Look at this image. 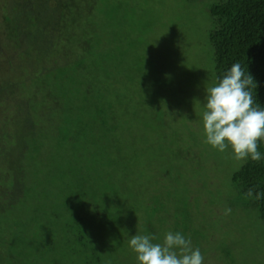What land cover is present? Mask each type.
Masks as SVG:
<instances>
[{
	"label": "rangeland",
	"instance_id": "obj_1",
	"mask_svg": "<svg viewBox=\"0 0 264 264\" xmlns=\"http://www.w3.org/2000/svg\"><path fill=\"white\" fill-rule=\"evenodd\" d=\"M220 1L119 0L118 12L114 13L116 28L101 29L99 19L98 28L78 30L77 38L88 41V47L96 51L68 47L76 54L72 52L71 58L66 56L62 40L57 41L58 49L54 47L58 32L50 8H42L47 13L45 17L41 13V17L34 18L41 10L37 11L36 0H0V88L3 86V91H9L7 88L12 83L18 91L11 100H6V96L0 98V174L15 176L20 184L7 190L0 186V194L5 193L4 197L9 198L11 193L19 194L20 188L23 194L26 185L39 186L42 191L40 195L38 190V198L27 199L12 214L7 213L10 207L0 214L5 257L18 248L16 234L9 228L13 216L29 218L37 205L42 214L37 215L40 225L49 227L50 216L62 212L59 205L64 196L49 182L46 170L52 164L76 165L80 156L68 148L67 140L58 151L57 133L63 108L54 107L50 102L45 111L41 99L46 89L61 94L62 90L51 87L53 76L57 75L58 68L67 67L83 56L84 68L91 71L86 81L91 82L88 85L95 91L84 95L88 101L96 102L92 94L99 89V94H104L102 100L112 103L115 88L121 87L122 105L116 109L118 132L121 145L129 151L131 164L130 181L125 179V182L134 197L130 203L135 200L141 208L129 225L122 217L130 208L120 205L127 194L125 197L124 193L109 194L110 199L104 203L96 201L91 205H85L83 200L78 204L79 214L84 218L79 222L83 230L70 233L71 240L79 239L82 234L78 245L72 243L70 250L60 246L64 250L61 252H45L50 243L46 235L49 229L46 234L33 237L40 249L33 250L38 264H84L87 257L92 258L93 264H138L128 241L135 233L143 234L142 205L151 207L147 199L154 190L165 195L163 209L171 212L172 219L182 215L185 223L180 233L191 239L194 249H200L204 264H264V223L255 207L239 200L232 183L233 173L245 161L234 160L231 148L221 153L204 143L205 89L215 83L212 48L207 36L211 28L209 10ZM26 2L33 3L35 8L27 9L29 5L23 4ZM47 38L55 42L52 44ZM120 52H124L123 56ZM106 53L114 57L105 58ZM103 64L115 71L119 81L112 83V90L106 91L101 86L105 75L99 69ZM61 101L64 102L62 98ZM92 106L85 108L91 111ZM95 130V136L101 133ZM98 143L92 153L85 154V160H98L102 147L112 153L106 142ZM90 164H83L84 177L94 189L102 175L95 174ZM40 168L46 169L45 172L39 173ZM105 170L109 175L110 168ZM121 179L116 175V185ZM66 183L74 190L80 176L69 174ZM97 190L102 193L104 188ZM227 207L232 212L224 215ZM101 213L106 214L104 219ZM33 222L28 220L23 230L30 232ZM153 234L164 238L158 232ZM60 237L53 240L60 243ZM87 238L96 245V251L81 243Z\"/></svg>",
	"mask_w": 264,
	"mask_h": 264
},
{
	"label": "trees",
	"instance_id": "obj_2",
	"mask_svg": "<svg viewBox=\"0 0 264 264\" xmlns=\"http://www.w3.org/2000/svg\"><path fill=\"white\" fill-rule=\"evenodd\" d=\"M16 1V0H15ZM24 1V0H23ZM34 3L38 5L39 8H50V13L55 15V23L58 34L55 41L48 39L50 43H54V47L57 49V41H61L65 44L66 56L73 57L72 48L73 46H78L82 51L87 50L93 53L88 47V44L82 38H77L79 34L78 30H84L89 28H98L99 19L103 28L115 29L116 16L114 13L118 12L119 0H36ZM52 2V4L50 3ZM26 5L27 9L32 10L35 8L33 3H23ZM17 5V3H16ZM34 6V7H33ZM18 9V8H17ZM38 11V15L34 18L43 17L47 15L45 10ZM30 15L32 13H29ZM209 14L211 17V28L208 30L207 36L209 44L212 48V59H213V75L215 82L219 77L230 69V67L239 62L245 72L253 76L254 82L256 83V89L252 90L253 97L257 104L264 107V0H221L220 2L211 5ZM5 17H8L6 15ZM10 17V16H9ZM5 19V18H4ZM50 23V21H49ZM82 25L83 27H78ZM62 30V31H61ZM97 34V33H95ZM94 34V35H95ZM76 39L79 40V43ZM54 40V39H53ZM47 42V43H49ZM68 43V46L67 44ZM51 44V46H52ZM101 48V46H100ZM97 49V47H96ZM65 53V52H64ZM124 52H120L119 55L123 56ZM76 54L74 53V56ZM62 56V55H61ZM77 57V56H76ZM83 56H80L77 60L73 61L71 65L67 67H60L57 70V75L53 76L52 86L53 89L62 90L61 94L56 92H50L46 89V93L42 96V103L45 105L44 109L50 107V102L53 106L57 108H63V113L61 115V121L58 129V151L62 150L64 146L63 142L67 140L68 148L75 151L80 160L78 159V164L74 165L72 163L64 162L59 165H51L48 170L41 169V172H47L48 180L52 184L56 185L59 189L64 199L61 200L59 209L61 213H55L54 216H50L51 224L49 227L41 224L37 215L41 212L38 210V206L34 205L32 215L29 218H23L21 216H13L10 224V231L16 234L15 244L18 245L17 250H15L10 256L5 257V252H2V244L4 239L2 237V227L0 226V264H38L37 254L33 250L37 251L38 244L33 237H39L46 234L49 229V233L46 235L50 237V243L47 246L45 252H61L60 246L68 247L70 250L71 244L78 245L79 239H70V233H74L73 230H80L82 226L81 222L84 218L79 214L78 204L85 201V205H91L96 201H101L104 203L106 200L110 199L109 194L112 196H117L118 193H124L126 195V200L120 205L129 207V211H124L123 221H129V225L133 224L135 220V213L139 212L141 206L138 202L130 203L134 197L130 192V187L127 186V181H130V169L131 164L129 160V151L125 146L120 143V133L118 132V114L117 107L122 105L120 99L122 93L120 88H115L112 97L114 100L112 103H105L102 98L104 94H99V89L96 90V94H92L96 102L91 103L84 97V95L89 93H94V88L92 85H88L90 70H87L84 65ZM105 58L114 57L113 54L106 53ZM101 73H104L105 77L101 81V86H105L104 90L111 88L112 83L117 81L115 71L111 70L106 64H103L100 69ZM65 76V77H63ZM118 76V75H117ZM99 77V75L97 76ZM3 86L0 88V92L3 91ZM50 87V86H48ZM9 91H3V96H6V100L13 99L18 92L16 87L11 83L7 88ZM112 90V88H111ZM78 94L80 96L78 97ZM82 95V96H81ZM61 98L64 100L61 101ZM118 98V99H117ZM2 99V97H1ZM1 101V100H0ZM132 101V100H129ZM140 100H138L139 102ZM65 104V105H64ZM92 106L91 111H87L85 107ZM143 102L141 103V105ZM154 105V102H153ZM95 108V109H93ZM161 117L163 111L160 113ZM94 127V129H93ZM101 131L100 134L95 136V129ZM40 135V134H39ZM104 141L109 145V150L112 153L107 152V148L102 147V152L98 157V160H85L83 157L85 154H90L95 146H98ZM258 150L261 152L262 157H264V142L259 144ZM91 155H96L95 153ZM53 158V156H51ZM83 158V163L82 159ZM53 161V159H52ZM84 162L91 163L94 166L95 174H101V180L98 178V187L92 188L89 185V181L84 177L85 169L83 167ZM100 168V170L98 169ZM110 168V174L107 175L109 171L105 170ZM112 173V174H111ZM118 173V174H117ZM80 176V183L74 187V190H70V186L66 183L67 175ZM106 174V175H105ZM105 175V177H104ZM116 175L122 178V182L116 185ZM108 176V177H106ZM115 179V180H114ZM126 179V182H125ZM54 182V183H53ZM115 182V184H114ZM232 183L236 190V193L240 201L245 202L247 206H253L258 210L259 217L264 223V199L256 201L251 198H245V193L249 188H253L255 191L264 192V158L260 161H252L250 158L244 162V164L236 170L232 175ZM18 184L19 181L15 176L8 177L6 174H0V186L4 189H12L14 185ZM38 184V183H37ZM31 185V184H30ZM36 185V184H35ZM97 188H104L99 193ZM34 190V191H33ZM40 190L39 186H27L26 191L22 194L21 188L19 194H12L9 198H5L3 194H0V214L10 207V212L12 214L14 210L23 204H26V200H35L38 198L36 193ZM97 190V191H96ZM89 191L91 193H89ZM39 194H42L40 190ZM148 205H142L143 208V223L142 232L143 234H152L158 232L159 236L164 235L166 232H180L181 225L184 222L182 215H175L172 219L171 212H167L163 209V204L165 203V195L159 191H151ZM153 197V199H151ZM60 201V200H59ZM141 204V203H140ZM121 207V206H120ZM5 209V210H4ZM86 206L82 208L85 211ZM150 212V213H148ZM102 214V213H101ZM42 215V214H41ZM106 214L101 215V219L105 218ZM146 215V216H145ZM115 218V215H113ZM75 218V219H74ZM77 218V219H76ZM110 216H107L109 219ZM29 221H34L31 224L30 232H25L23 227H25ZM74 220H78V223ZM173 220V223H172ZM132 222V223H131ZM60 226V227H59ZM29 233V234H28ZM30 235V236H28ZM45 235V236H46ZM60 237L62 240L60 243L55 242L54 238ZM162 238L158 237L154 243L162 242ZM81 242V241H80ZM84 245H89L92 251H96V245L90 242V239H85L81 242ZM85 247L81 245V248ZM88 247H85L87 249ZM4 253V254H3ZM64 257V256H63ZM98 261V260H96ZM94 261L91 257H87L84 264H93Z\"/></svg>",
	"mask_w": 264,
	"mask_h": 264
},
{
	"label": "clouds",
	"instance_id": "obj_3",
	"mask_svg": "<svg viewBox=\"0 0 264 264\" xmlns=\"http://www.w3.org/2000/svg\"><path fill=\"white\" fill-rule=\"evenodd\" d=\"M253 76L239 62L234 63L222 77L205 89L202 113L204 143L221 153L228 148L236 161H260L259 144L264 142V107L257 104L252 90ZM245 198L264 199V192L249 188ZM232 209H224V215ZM152 234L135 233L128 241L138 264H204L199 248H193L190 238L180 232L168 231L162 242Z\"/></svg>",
	"mask_w": 264,
	"mask_h": 264
},
{
	"label": "crops",
	"instance_id": "obj_4",
	"mask_svg": "<svg viewBox=\"0 0 264 264\" xmlns=\"http://www.w3.org/2000/svg\"><path fill=\"white\" fill-rule=\"evenodd\" d=\"M5 84V83H4ZM3 96V91L0 92V98ZM1 100V99H0Z\"/></svg>",
	"mask_w": 264,
	"mask_h": 264
}]
</instances>
